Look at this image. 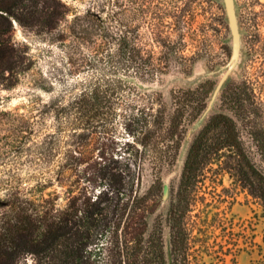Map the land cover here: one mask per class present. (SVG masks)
Returning a JSON list of instances; mask_svg holds the SVG:
<instances>
[{
    "label": "rangeland",
    "instance_id": "374dc122",
    "mask_svg": "<svg viewBox=\"0 0 264 264\" xmlns=\"http://www.w3.org/2000/svg\"><path fill=\"white\" fill-rule=\"evenodd\" d=\"M49 1L66 11L57 28L36 29L12 18L7 33L19 64L0 79V197L13 190L32 207L57 211L69 204L108 208L111 198L109 210L141 196L145 237L161 227L164 241L169 208L180 199L188 203L182 220L188 264H264V202L238 176L237 150L212 153L187 198L179 189L191 143L219 113L234 118L244 151L264 175L256 138L264 129V0H235L240 61L198 124L231 53L223 0H124L127 35L144 64L128 61L113 94L107 60L114 46L96 49L77 36L89 0L37 5ZM239 86L247 98L243 109L229 96ZM97 93L104 97L92 119L97 110H87L83 99ZM210 128L209 140L216 133ZM101 167L110 174L101 177ZM18 257V264L37 261L29 251Z\"/></svg>",
    "mask_w": 264,
    "mask_h": 264
},
{
    "label": "trees",
    "instance_id": "16d2710c",
    "mask_svg": "<svg viewBox=\"0 0 264 264\" xmlns=\"http://www.w3.org/2000/svg\"><path fill=\"white\" fill-rule=\"evenodd\" d=\"M26 1L0 0V79L5 78V71L10 76L19 64L7 35L12 27V18L36 29L52 31L65 17V8L58 2L49 1L39 8L38 0ZM123 2L89 0L77 31V36L85 40L82 42H92L96 49L110 43L114 46L107 60L112 71V94L123 83L121 74H125L129 62L137 68L144 64L140 47L128 38ZM224 91L226 93L227 89ZM229 96L232 104L238 105V93L234 88ZM103 97L97 93L90 99H83L84 106L90 104L87 110H97L92 119L98 116ZM212 118L191 143L184 162L179 189L186 198L212 153L225 146L232 147L234 151L237 149L239 135L234 118L223 113ZM210 127L216 133L209 140L206 133ZM249 169L245 171L243 180L264 202V175L252 165ZM99 170H102L101 177L110 174L106 168ZM143 201L144 197L135 195L109 210L114 203L111 198L106 199L108 208L100 206L91 210L69 204L66 209L53 211V207H32L28 199L11 190L0 197V264H18L17 258L23 251L37 257L35 264H168L161 227L155 229L151 237L150 234L145 237L146 221L140 210ZM187 204V201L182 203L179 199L171 204L168 211L172 264H188L185 257L188 236L182 223ZM153 235H156L154 242ZM103 251L101 259L91 261L92 254Z\"/></svg>",
    "mask_w": 264,
    "mask_h": 264
},
{
    "label": "water",
    "instance_id": "95a60500",
    "mask_svg": "<svg viewBox=\"0 0 264 264\" xmlns=\"http://www.w3.org/2000/svg\"><path fill=\"white\" fill-rule=\"evenodd\" d=\"M225 7V13L228 21V27L231 35V53L229 59L227 60L218 80L216 81L209 98L206 102L205 107L202 109L200 115L197 119V124L203 122L204 119L208 116V113L211 111L215 101L217 100L220 92L224 86V83L227 77L232 73L237 64L240 61L241 50H242V35L237 18L235 0H223ZM197 124L191 126L188 131V135L197 127ZM184 166V165H183ZM168 194V183L164 182L162 187V199H165ZM166 247V258L168 264H172V254H171V245H170V234H167L165 241Z\"/></svg>",
    "mask_w": 264,
    "mask_h": 264
},
{
    "label": "flooded vegetation",
    "instance_id": "af4514ba",
    "mask_svg": "<svg viewBox=\"0 0 264 264\" xmlns=\"http://www.w3.org/2000/svg\"><path fill=\"white\" fill-rule=\"evenodd\" d=\"M237 93H238V107H241L242 109L244 108V106H245V104L243 103L244 102V100H247L244 96H245V93L243 92V88H242V86H239L238 88H237ZM258 133V132H257ZM256 133V138H258L257 139V141H260V146H259V148H260V152H261V155H262V157L264 158V129H263V131H261L259 134H257ZM237 153H238V156H239V164H238V171H237V173H238V176H240V178L241 179H243V175H245L246 174V172L245 171H247V170H250L249 169V166L250 165H252L257 171H259L256 167H255V165H254V163L251 161V158L249 157V155H248V153L247 152H245L244 151V148H243V145H242V141H241V139H240V137H239V141H238V145H237ZM242 152L243 153H245V156L244 155H242ZM242 163H244L245 164V167L243 166V164ZM248 164H249V166H248ZM260 172V171H259ZM252 174V173H251ZM248 186V185H247ZM253 193V192H252ZM255 196H257V194L256 193H253Z\"/></svg>",
    "mask_w": 264,
    "mask_h": 264
}]
</instances>
